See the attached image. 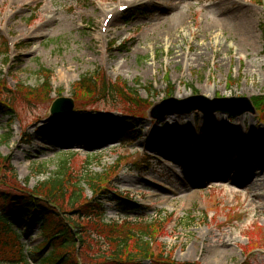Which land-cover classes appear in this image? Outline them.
<instances>
[{"label": "rangeland", "instance_id": "obj_1", "mask_svg": "<svg viewBox=\"0 0 264 264\" xmlns=\"http://www.w3.org/2000/svg\"><path fill=\"white\" fill-rule=\"evenodd\" d=\"M194 95L247 98L259 114L160 106ZM60 97L71 105L52 115ZM261 101L264 0H0V103L12 109L0 112V155L29 189L69 157L82 186L87 175L106 176L118 198L101 202L104 231L71 254L80 264H126L104 260L120 231L132 254L145 233V257L162 264H264V143L252 148L264 136ZM81 111L83 125L101 132L91 147L52 143L48 130L78 128L59 117ZM208 132L237 140L219 162L184 145ZM252 155L262 171L249 177ZM24 238L31 248L43 240L37 228Z\"/></svg>", "mask_w": 264, "mask_h": 264}, {"label": "trees", "instance_id": "obj_2", "mask_svg": "<svg viewBox=\"0 0 264 264\" xmlns=\"http://www.w3.org/2000/svg\"><path fill=\"white\" fill-rule=\"evenodd\" d=\"M83 80L90 81L86 78ZM85 93L89 96L93 91L85 86ZM262 103L261 101L260 105L263 106ZM7 106L0 103V112L10 115L12 109ZM255 106L258 107V104ZM80 130L83 138L96 133L94 129ZM63 135L70 137L71 132H64ZM84 141L71 139L73 143ZM91 158L86 160L87 163ZM70 160L62 159L63 165L48 179L37 183L32 189H27L18 183L15 171L7 158L0 155V173L5 171L10 174L9 180L0 177V264H77L76 259L71 256L76 246L83 244L86 236H98L104 231L105 209L99 202L110 198L105 189L109 179L98 174L87 175L82 186V181L76 180L67 167ZM116 168L115 166L113 170ZM86 191L90 192L91 197L86 195ZM19 222L21 227L18 228ZM85 222L94 225L89 233L82 226ZM34 228L39 230L43 240L35 247L25 248L20 241ZM118 234L120 236L113 239V243H116L114 251L104 259L106 262L133 264L137 259L135 263L148 256L147 247L143 243L145 233L137 234L141 239L135 237L137 242L142 243L135 254L124 251L128 247V234L123 231ZM47 247H51L48 252ZM156 261L153 264H158Z\"/></svg>", "mask_w": 264, "mask_h": 264}, {"label": "water", "instance_id": "obj_3", "mask_svg": "<svg viewBox=\"0 0 264 264\" xmlns=\"http://www.w3.org/2000/svg\"><path fill=\"white\" fill-rule=\"evenodd\" d=\"M181 105H186V111L190 112L192 110H203L206 106H213L211 110L218 111L221 113H227L229 115L238 116L245 112H251L253 113V108L246 98H238V99H214V100H208L205 99L203 96H195L192 97L186 101H181ZM64 104L71 105V101L67 99H57L54 101V103L51 106V112L54 113L55 110L60 108V106ZM163 105H169V104H178L175 100L169 99L167 101H164L162 103ZM212 111V112H213ZM206 113L211 114V111H207Z\"/></svg>", "mask_w": 264, "mask_h": 264}, {"label": "bare ground", "instance_id": "obj_4", "mask_svg": "<svg viewBox=\"0 0 264 264\" xmlns=\"http://www.w3.org/2000/svg\"><path fill=\"white\" fill-rule=\"evenodd\" d=\"M23 34H21V35H23ZM167 125L175 127L174 125L166 124V126ZM205 136H206L205 141L197 144L196 147H195L194 141H192L190 137H188V141L185 144L184 143L183 144L185 145V147H188V146H190L189 143L190 144L193 143V145H191V149L202 154L203 157L206 156L207 158L210 159V161L213 159L216 162H219L220 159H222V157L229 155L227 152L228 149L230 151L232 148H234L235 143L237 142L236 138H233V137L232 138L228 137L227 139H222L220 141L213 140L210 132L206 133ZM263 143H264V136L258 135L257 141H254L255 146L252 145V148L254 149L253 151H255V150L257 151V149L260 150L263 146ZM255 147H256V149H255ZM258 152H260V151H258ZM252 153H254V152H252ZM263 153L264 152H261V154H263ZM207 154H210V155H207ZM211 154H215V155H211ZM216 155L219 157H215ZM250 162L254 163V164H251V166H250L251 171H249V173H248L249 177L255 176L257 171H262L261 166H260V164L257 163V160L254 158V155H252ZM236 168H238V165H236L235 162H233L232 165L229 167V170L236 169Z\"/></svg>", "mask_w": 264, "mask_h": 264}]
</instances>
